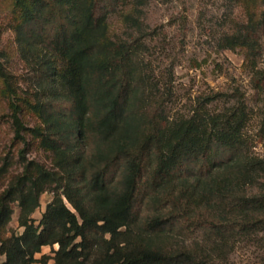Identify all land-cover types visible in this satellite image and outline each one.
Segmentation results:
<instances>
[{
  "label": "trees",
  "instance_id": "1",
  "mask_svg": "<svg viewBox=\"0 0 264 264\" xmlns=\"http://www.w3.org/2000/svg\"><path fill=\"white\" fill-rule=\"evenodd\" d=\"M118 1L17 2L21 56L31 60L41 44L62 60L58 68L43 57L32 105L41 124L31 130L54 154L58 171L32 162L0 195V229L12 219L11 201L18 202L24 228L0 237V264L50 258L56 264H209L191 250L166 247L160 236L264 232V156L254 150L258 136L264 138V12L222 43L245 50L251 93L235 89L221 111L198 110L162 126L141 105L144 79L133 56L142 43L108 37V14ZM126 20L142 29L138 16ZM0 78L8 83L1 61ZM255 122L259 131L250 133ZM14 123L22 138L18 107ZM53 184L55 196L37 224L40 195ZM251 187L259 191L248 194ZM150 205L153 212L143 216ZM45 246L54 256L37 258Z\"/></svg>",
  "mask_w": 264,
  "mask_h": 264
},
{
  "label": "rangeland",
  "instance_id": "2",
  "mask_svg": "<svg viewBox=\"0 0 264 264\" xmlns=\"http://www.w3.org/2000/svg\"><path fill=\"white\" fill-rule=\"evenodd\" d=\"M136 1H118L108 14V37L142 43L133 60L144 79L141 105L150 120L165 126L198 110L218 112L233 102L235 89L251 93L245 50L226 49L222 43L225 36L244 29L250 19H260L264 0H147L144 6H137ZM17 2L0 0V61L8 75V83L0 78V195L26 174L32 162L58 171L54 154L41 146L31 130L41 124L32 105L40 91L39 76L45 68L43 57L53 59L58 68L62 60L41 44H35L31 60L21 56L15 27L23 7ZM128 14L140 18L141 30L130 25L126 20ZM261 35L264 41V26ZM212 97L217 99L212 101ZM15 107L25 125L22 138L17 136L14 123ZM258 131L255 122L250 133ZM254 150L264 156V138L260 135ZM54 186L40 195V207L33 214L37 224L55 196ZM258 191L256 187L247 189L248 194ZM10 205L12 219L0 229L2 238L24 230L19 227L18 202L11 201ZM153 210L154 206L150 205L142 215ZM160 241L170 249L191 250L198 260L209 264H260L264 261L263 231L230 233L223 237L207 230L169 232L161 235ZM43 254L54 256L53 248L43 247L36 257L41 258ZM4 259L0 254V263ZM47 264L56 263L50 258Z\"/></svg>",
  "mask_w": 264,
  "mask_h": 264
},
{
  "label": "crops",
  "instance_id": "3",
  "mask_svg": "<svg viewBox=\"0 0 264 264\" xmlns=\"http://www.w3.org/2000/svg\"><path fill=\"white\" fill-rule=\"evenodd\" d=\"M56 246V245H55ZM46 247V246H45ZM50 247V246H49ZM58 248V245H57V247L55 248V249H57Z\"/></svg>",
  "mask_w": 264,
  "mask_h": 264
}]
</instances>
